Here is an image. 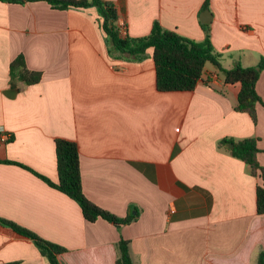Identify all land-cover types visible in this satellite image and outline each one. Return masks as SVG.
<instances>
[{"label": "crops", "instance_id": "0c3cea01", "mask_svg": "<svg viewBox=\"0 0 264 264\" xmlns=\"http://www.w3.org/2000/svg\"><path fill=\"white\" fill-rule=\"evenodd\" d=\"M133 37L165 29L201 41L210 25L224 68L264 57V0H111ZM96 7L56 9L45 1H0V159L59 181L56 138L79 147L83 190L131 223L86 220L80 205L29 169L0 162V217L67 250L62 264H116L130 242L134 264H257L264 250V180L219 146L259 138L264 167V105L257 122L235 109L240 83L206 66L194 90L157 88L154 49L142 60L109 54ZM23 54L40 82L11 87ZM264 101V71L257 82ZM51 264L35 243L0 223V264Z\"/></svg>", "mask_w": 264, "mask_h": 264}, {"label": "trees", "instance_id": "16d2710c", "mask_svg": "<svg viewBox=\"0 0 264 264\" xmlns=\"http://www.w3.org/2000/svg\"><path fill=\"white\" fill-rule=\"evenodd\" d=\"M8 3H21L45 1L56 9L96 7L99 12V21L105 32L109 54L115 58L142 60L149 47L154 49L156 65L157 88L160 91H185L194 90L202 79L208 63L216 66L224 74L225 84L240 83L235 109L247 112L257 122V104L264 105V101L257 91V82L264 71V57L257 65L244 66L237 62L232 68H224L221 63V54L213 47L210 35V25L202 24L206 36L203 40L190 39L182 34L165 29L158 20H155L149 34L133 37L121 31L119 14L115 3L111 0H0ZM210 0H206L203 9L209 8ZM42 72L28 68L25 56L19 54L11 63V87L18 93L21 83L32 85L40 82ZM10 140H13L11 136ZM233 143L230 148L229 144ZM56 157L59 181L53 182L49 177L42 175L27 165L2 160L4 163L21 165L37 176L44 179L51 186L67 194L80 205L83 216L90 222L102 218L117 226L131 223L137 215L129 212L120 217L100 207L91 201L84 193L81 173L79 147L75 141L66 138H56ZM220 147H225L229 153L244 161L249 172L264 180V167L258 160L261 151L259 138L256 136L245 137L239 140L223 138L219 141ZM257 212L264 214V186L257 187ZM0 223L12 228L17 233L31 239L45 255L51 264H62L60 255L67 249L57 243L39 236L35 232L6 218L0 217ZM118 256L116 264H134L130 251V242L121 238L117 244ZM5 264H18L11 262ZM257 264H264V250L260 251Z\"/></svg>", "mask_w": 264, "mask_h": 264}, {"label": "water", "instance_id": "95a60500", "mask_svg": "<svg viewBox=\"0 0 264 264\" xmlns=\"http://www.w3.org/2000/svg\"><path fill=\"white\" fill-rule=\"evenodd\" d=\"M210 14H211V11H210L209 9H206V10L202 13V15H201V21H202L203 23H209V22H210V19L207 18V16L210 15ZM229 147L232 148V147H233V143H230V144H229Z\"/></svg>", "mask_w": 264, "mask_h": 264}, {"label": "built area", "instance_id": "2783aa9c", "mask_svg": "<svg viewBox=\"0 0 264 264\" xmlns=\"http://www.w3.org/2000/svg\"><path fill=\"white\" fill-rule=\"evenodd\" d=\"M121 25V31L123 32V33H126V25L125 24H120ZM0 132H2V137H3V140H10V138H11V135L9 134V133H7V132H5L4 130H0Z\"/></svg>", "mask_w": 264, "mask_h": 264}, {"label": "rangeland", "instance_id": "374dc122", "mask_svg": "<svg viewBox=\"0 0 264 264\" xmlns=\"http://www.w3.org/2000/svg\"><path fill=\"white\" fill-rule=\"evenodd\" d=\"M208 66H212V64L211 63H208Z\"/></svg>", "mask_w": 264, "mask_h": 264}]
</instances>
